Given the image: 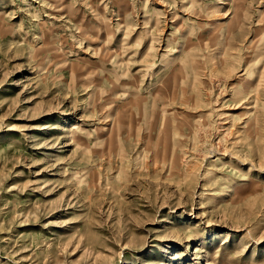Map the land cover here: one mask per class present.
Listing matches in <instances>:
<instances>
[{
	"label": "rangeland",
	"instance_id": "obj_1",
	"mask_svg": "<svg viewBox=\"0 0 264 264\" xmlns=\"http://www.w3.org/2000/svg\"><path fill=\"white\" fill-rule=\"evenodd\" d=\"M0 264H264V0H0Z\"/></svg>",
	"mask_w": 264,
	"mask_h": 264
}]
</instances>
